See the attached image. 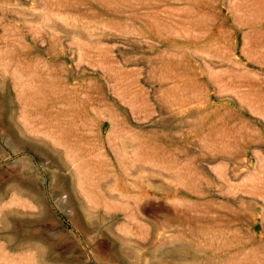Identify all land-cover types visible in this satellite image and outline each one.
<instances>
[{
	"label": "rangeland",
	"instance_id": "obj_1",
	"mask_svg": "<svg viewBox=\"0 0 264 264\" xmlns=\"http://www.w3.org/2000/svg\"><path fill=\"white\" fill-rule=\"evenodd\" d=\"M0 264H264V0H0Z\"/></svg>",
	"mask_w": 264,
	"mask_h": 264
},
{
	"label": "bare ground",
	"instance_id": "obj_2",
	"mask_svg": "<svg viewBox=\"0 0 264 264\" xmlns=\"http://www.w3.org/2000/svg\"><path fill=\"white\" fill-rule=\"evenodd\" d=\"M176 194V193H175ZM196 204H198V203H196ZM211 208V207H210ZM234 212V211H233ZM209 213V212H208ZM236 213V212H235ZM202 215V214H201ZM3 217H5V218H8L9 217V214H4V216ZM208 217H210V216H208ZM205 218H206V216H205ZM210 220V219H209Z\"/></svg>",
	"mask_w": 264,
	"mask_h": 264
}]
</instances>
